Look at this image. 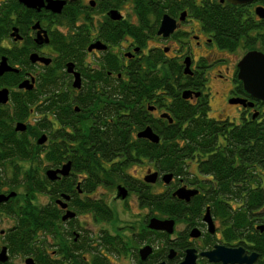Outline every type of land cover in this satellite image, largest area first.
<instances>
[{
    "label": "flooded vegetation",
    "instance_id": "af4514ba",
    "mask_svg": "<svg viewBox=\"0 0 264 264\" xmlns=\"http://www.w3.org/2000/svg\"><path fill=\"white\" fill-rule=\"evenodd\" d=\"M199 2L195 0L194 4ZM231 5L242 6L257 23L264 19V14L260 16L255 12L257 7L264 8V0ZM164 17L173 24L167 34L158 33ZM260 33L242 55L249 50L264 53V28ZM217 41L190 14L185 0H42L39 7L26 6L18 0H0V62L8 68L0 73V90H5L6 99L0 100V117L12 122L14 132L41 129L38 136L44 135V142L36 144V137L33 145L45 151L53 141L49 137L52 130L84 135L95 124L100 130L102 122L94 118L109 120L111 88L126 86L130 70H137L136 73L144 70L147 74L144 79L152 80V88L150 96L139 102L144 106L146 118L155 122L154 127L160 119L168 123L174 121L170 107L187 104L191 109L204 107V116L213 120L225 118L239 123L248 116L251 119L257 116L264 131V104L252 99L237 79L236 65L242 55L237 60H227L223 55V52L232 53L246 47L238 43L235 48L226 49ZM255 44L259 47L255 48ZM175 68L177 75L173 74ZM47 70L54 72L50 90L53 87L55 97L46 95L45 89L39 95L36 92L37 100L31 104L30 92L36 91L39 85L47 87L42 78ZM160 71L169 73L170 95L158 87ZM215 80L221 83L219 91L212 83ZM24 81L29 87L19 86ZM52 98L58 109L55 118L49 108ZM212 99L219 107L214 114L210 106ZM218 100L226 112L223 106L220 108ZM230 108L235 110L228 113ZM233 113L238 116L236 122L226 115ZM162 114H167L171 121ZM16 123L23 124L24 128L16 130ZM103 132L108 133L109 129L103 128ZM71 147L68 143L65 149ZM40 155L42 157V153ZM66 163L69 164L66 175L56 173L54 179L48 178V169H59ZM185 163L189 177L171 173L168 184L160 181L162 173L151 163L140 177L130 176L143 181L146 170L156 172L155 182L145 183L150 190L157 193L166 190L171 197L187 204L195 194L187 200L178 199L172 195L175 189L181 186L196 189L193 178L203 183L214 182L215 178L209 174L199 175L194 160ZM30 165L38 168L34 172L40 180L52 183L69 177L73 188L62 192L60 187L41 182L36 191L22 175L27 162L0 158V264H120L123 260L129 264H178L189 248L194 249V264H243L212 262L201 255L219 246L241 249L245 258L252 257L250 264H264V245L255 247L253 240L244 236L226 239L221 220L208 210L207 203L202 205L197 224L171 218L172 232L166 234L170 242L165 247L158 239V230L147 227L149 218L154 216L140 207L134 187L131 190L122 183H115L111 188L100 185L84 190L80 188L81 174L70 171L69 160L57 167H47L49 164L40 158ZM159 182L163 185L161 190L153 191L151 188ZM117 184L127 191L123 199L115 197ZM111 190L114 192L110 196L107 191ZM197 190L202 197L208 195L203 188ZM84 198L88 199V207L80 210L77 201ZM96 199L106 204L108 215L101 217L95 213ZM117 201H131L140 210L139 217L119 220L118 209L112 205ZM206 209L212 228L203 220ZM34 210L39 217L35 226L30 224L29 215ZM115 220H119V224H115ZM191 228L197 229V236H190ZM251 228L258 235L263 233L264 217L252 222ZM144 246L149 249L142 258L140 249Z\"/></svg>",
    "mask_w": 264,
    "mask_h": 264
},
{
    "label": "trees",
    "instance_id": "16d2710c",
    "mask_svg": "<svg viewBox=\"0 0 264 264\" xmlns=\"http://www.w3.org/2000/svg\"><path fill=\"white\" fill-rule=\"evenodd\" d=\"M185 1L190 14L206 32L218 39V44L223 48L232 49L238 43H243L247 48L254 44L264 28V19L257 23L242 6L219 3L218 0H200L198 4H194L195 0ZM136 71H129L126 86L111 88L109 120L94 118L101 120L100 130L96 124L84 135L52 130L49 137L53 141L45 147V151L33 145L41 129L35 128L31 132L27 128L25 132H14L12 122L7 119L3 121L0 117V158H18L22 163L27 162L22 175L36 191L43 182L54 188L60 187L62 192H70L72 179L64 177L62 181L52 183L44 178L40 180L34 172L37 167H31L30 162L42 158L49 164L47 167H57L69 160L70 171L81 174V189L88 190L100 185L111 188L115 183H122L131 190L134 187L140 207L160 219H183L189 224H197L202 205L207 203L208 210L221 220L226 239L244 236L253 240L255 247L264 245V232L258 235L251 228L252 222L264 217V131L258 117L251 119L248 116L239 123L229 122L225 118L213 120L204 116V107L191 109L183 104L177 108L170 107L174 121L168 123L160 119L154 127L155 122L146 118L144 106H140L139 102L150 96L152 80L144 79L147 75L144 70ZM173 74H178L176 68ZM53 75L51 70L44 73L42 78L46 80L47 87L39 85L36 91L30 92L31 104L45 89L46 95L55 97L53 87L50 90ZM168 75L160 71L157 80L159 89L167 90L166 95L171 94ZM50 102L49 108L55 118V98ZM148 124L159 137L157 143L136 137L135 131ZM103 128L109 129V132L104 133ZM68 143L72 147L67 150L65 147ZM186 160H194L199 175L209 174L215 178L214 182L205 183L193 178L196 193L187 204L171 197L166 190L152 192L146 182L133 179L127 171L130 165L146 161L159 173L189 177ZM200 188L208 195L202 197L197 193ZM77 206L80 210L87 209L88 199L78 200ZM105 207L101 199L94 201L93 210L101 217L108 215ZM37 214L35 210L29 213L31 225L39 223ZM157 235L165 247L169 245L170 240L165 232L158 231Z\"/></svg>",
    "mask_w": 264,
    "mask_h": 264
},
{
    "label": "water",
    "instance_id": "95a60500",
    "mask_svg": "<svg viewBox=\"0 0 264 264\" xmlns=\"http://www.w3.org/2000/svg\"><path fill=\"white\" fill-rule=\"evenodd\" d=\"M20 3L26 6L31 7H39L42 4V0H18ZM227 3L230 4H245L249 3L252 0H225ZM49 7V5H47ZM255 12L262 16L264 14V8L257 7L255 8ZM173 29L172 20H169L167 17H164L161 21L158 33L167 34ZM5 64L3 62H0V73L4 70H7L8 68L4 66ZM237 79L240 81L242 89L255 101H260L264 104V53L256 50H249L244 55L241 56V58L238 60L237 65ZM27 82L24 81L19 84V86H26ZM26 87H29L26 86ZM184 93V92H183ZM183 96H185L183 94ZM0 100L1 102H4L5 99V90H0ZM243 100H238L239 103H243ZM247 104H251L248 102ZM161 116H165L167 120L170 122L171 118L167 114H162ZM24 128L23 124L16 123L15 129L16 130H22ZM136 137L147 139L148 141L152 143H157L159 140V137L156 133L152 132V130L149 127H144L138 132H136ZM44 135H40L36 138L35 142L36 144H41L44 142ZM68 163L63 164L59 169L55 170H47L46 175L50 179H54L56 176V173H60L62 175H66L68 171ZM157 177L156 172H149V170H146V174L143 176V181L146 183H153L155 182ZM160 180L167 184L169 183L171 179V173H164L159 176ZM196 193L195 189H187L185 187H178L175 189V191L172 193L173 196H176L178 199L187 200L188 197L194 195ZM127 194L126 189L117 184L115 186V197L119 199L125 198ZM64 217V216H63ZM203 220L207 222V225L209 228H212L210 216L208 213V210L206 209ZM147 227L150 229L163 231L166 234H170L172 232L173 227V220L164 218L160 219L157 217H151L148 220ZM198 232L196 228H191L190 230V236H197ZM148 247H143L140 249L141 257H145L148 253ZM201 255H204L209 261L216 262L217 260H221L223 263L225 262H237V263H243V264H250L252 257L245 258L243 256L241 249H229L225 247H215L213 250L208 252H202ZM195 260V254L194 249H186L183 259L178 264H194ZM156 264H164L163 262H159Z\"/></svg>",
    "mask_w": 264,
    "mask_h": 264
},
{
    "label": "rangeland",
    "instance_id": "374dc122",
    "mask_svg": "<svg viewBox=\"0 0 264 264\" xmlns=\"http://www.w3.org/2000/svg\"><path fill=\"white\" fill-rule=\"evenodd\" d=\"M254 46H255V48H257V47H259V44H255ZM244 49H247V48L237 49L236 51H234L232 53H227V54H226V52H223V55L227 60H231V59L237 60L244 53ZM263 52H264V50H263ZM212 83L214 84L215 90L219 91L221 83L218 80H215ZM215 101H216L215 99H212V101L210 102L211 103L210 106L212 107V112H211L212 114H214L216 112V108L217 109L219 108V107H217V102H215ZM218 101H219L218 103L220 106L221 102H220V100H218ZM221 106H223V105H221ZM221 106H220V108H221ZM222 109H224V112H226L224 106ZM233 110H235V109L230 108L229 110H227V112L232 113ZM217 113H219V110H217ZM226 115H228L229 118L235 122L238 120V116L234 113L233 114H226ZM146 166H149V164L147 162L138 163V164L134 163V164L130 165V167L127 169V171L129 174H132L133 176L140 177L141 175L144 174ZM161 186H163V185L159 182V185L153 186L151 189L153 191H159V190H161ZM107 192L110 193L109 195L111 196L114 191L111 190V191H107ZM104 200L107 201L108 198L106 199L104 197ZM112 205L117 207V209H118L116 211V216L119 217V220L127 219L126 221H130V220H134L137 217H139L138 212L140 210L131 201H128V203H124V202L119 203V201H117L115 204H112ZM119 220H115V224H119V222H120ZM120 264H129V263L126 260H123L120 262Z\"/></svg>",
    "mask_w": 264,
    "mask_h": 264
}]
</instances>
